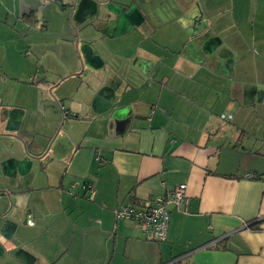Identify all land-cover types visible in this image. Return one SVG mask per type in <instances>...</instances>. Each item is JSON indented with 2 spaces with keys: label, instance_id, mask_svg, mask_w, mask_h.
I'll use <instances>...</instances> for the list:
<instances>
[{
  "label": "crops",
  "instance_id": "1",
  "mask_svg": "<svg viewBox=\"0 0 264 264\" xmlns=\"http://www.w3.org/2000/svg\"><path fill=\"white\" fill-rule=\"evenodd\" d=\"M1 35L0 264H264V0H0ZM181 183L165 240L116 219Z\"/></svg>",
  "mask_w": 264,
  "mask_h": 264
},
{
  "label": "built area",
  "instance_id": "2",
  "mask_svg": "<svg viewBox=\"0 0 264 264\" xmlns=\"http://www.w3.org/2000/svg\"><path fill=\"white\" fill-rule=\"evenodd\" d=\"M83 187L90 191L92 196L96 193L95 188L89 183H85ZM189 203L187 184L181 183L165 195L157 197L151 206L121 204L114 213L117 220H133L143 232L151 234L158 241H163L167 238L169 230L170 204H174L180 211L186 213Z\"/></svg>",
  "mask_w": 264,
  "mask_h": 264
},
{
  "label": "rangeland",
  "instance_id": "3",
  "mask_svg": "<svg viewBox=\"0 0 264 264\" xmlns=\"http://www.w3.org/2000/svg\"><path fill=\"white\" fill-rule=\"evenodd\" d=\"M16 33H14V32H11V36H9V34H8V38H12V37H14L15 36V40H17L18 39V33L15 35ZM4 35H1L0 37H3ZM1 39V38H0ZM25 50H27V49H25ZM3 51V49L2 48H0V53Z\"/></svg>",
  "mask_w": 264,
  "mask_h": 264
},
{
  "label": "trees",
  "instance_id": "4",
  "mask_svg": "<svg viewBox=\"0 0 264 264\" xmlns=\"http://www.w3.org/2000/svg\"><path fill=\"white\" fill-rule=\"evenodd\" d=\"M26 17H27V18H32V15H27Z\"/></svg>",
  "mask_w": 264,
  "mask_h": 264
},
{
  "label": "water",
  "instance_id": "5",
  "mask_svg": "<svg viewBox=\"0 0 264 264\" xmlns=\"http://www.w3.org/2000/svg\"><path fill=\"white\" fill-rule=\"evenodd\" d=\"M18 137V136H17ZM18 138H20V137H18Z\"/></svg>",
  "mask_w": 264,
  "mask_h": 264
}]
</instances>
